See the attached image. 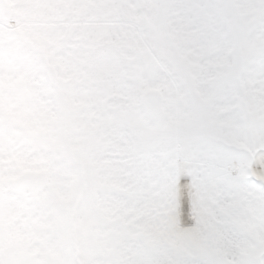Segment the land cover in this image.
<instances>
[{"label": "rangeland", "instance_id": "374dc122", "mask_svg": "<svg viewBox=\"0 0 264 264\" xmlns=\"http://www.w3.org/2000/svg\"><path fill=\"white\" fill-rule=\"evenodd\" d=\"M3 1L11 13L0 7V156L5 160L1 188L9 178L34 173L22 171L14 160L21 156L20 148L27 150L24 155L31 157L35 172L44 171L49 188L32 204L13 193L0 196V264H127L126 257L120 256L132 251L137 254L134 249H141L140 241L122 223L123 218L101 211L108 190L121 189V183L110 178L106 156L126 157V176L133 181L127 186L132 201L128 213L135 212V204L143 200L144 193L164 212L171 210L173 201L178 219L175 232L180 239L190 237V231L178 229H188L198 221L191 210V199L206 186L212 190L213 177L207 173L204 181L194 174L192 185L188 179V213H184L175 165L182 145L177 140L166 149L165 141L156 142L153 137L164 123L148 120L135 100L142 91L153 89L158 71L172 83L173 92L163 109L165 122L174 126L176 135L195 128L200 117L223 139L224 143L205 141L191 151L216 161L220 182L230 184V177H236L242 165L249 166L244 152L236 155L238 161L230 159L236 149L240 152L255 147L261 150L260 158L264 156V101L256 99L250 86L252 66L264 63V28L257 24L239 31L235 26V0L160 2L156 30L161 34L163 49L180 68L178 78L170 75L175 65L162 59L155 46L154 17L159 0ZM262 7L264 0H259L258 11ZM132 11L141 12L136 14L137 20H133ZM251 20L252 15L244 17L248 25ZM23 36L38 49L44 46L41 41H47L48 47H44L45 52H37ZM43 58L57 72L55 89L45 79ZM201 60L212 67V73L200 69ZM105 77L115 82L116 91L126 93L121 98L112 93L114 86ZM99 78L104 80L100 83ZM24 79L42 87L44 101L30 97V90L20 89ZM159 85L165 89L164 81ZM191 88L200 99L199 115L190 98ZM12 89L18 90L17 99L10 98L7 103L3 97ZM34 101L39 102L36 108ZM42 102L52 107L53 115L44 110L39 114ZM63 137L71 154L56 150ZM207 149L212 155L203 153ZM159 151L165 152L160 160ZM150 154L155 159L152 157L148 167ZM163 163L169 173L158 175ZM145 166L144 190L136 171L143 174ZM173 167L174 175L170 173ZM253 169L264 172V163L259 160ZM255 201V208H245L244 223L240 218L236 223H225L252 241L248 254L236 261L228 259L207 238L199 247L177 251L173 264H264V193L255 196ZM8 216L11 223L7 224ZM16 221L21 225L22 240H14L8 227Z\"/></svg>", "mask_w": 264, "mask_h": 264}, {"label": "trees", "instance_id": "16d2710c", "mask_svg": "<svg viewBox=\"0 0 264 264\" xmlns=\"http://www.w3.org/2000/svg\"><path fill=\"white\" fill-rule=\"evenodd\" d=\"M161 1L162 0H159V7L154 17L155 30L158 25V18L161 15ZM258 1L259 0L234 1V14L236 17V21L233 17L234 14L233 16H231V21H235V26L239 31H241V29L243 28L248 29L250 28V26H254L257 24L261 28H264V7L260 8V10L258 11ZM0 7L6 10L10 15L11 11L8 9L3 0H0ZM59 12H62L61 8H59ZM133 13V20H137L138 17L136 14L139 15L141 12L139 11V13H137L134 11ZM60 15H62V13ZM250 15H252V20L250 21L251 24L248 25V23H244V17L247 18ZM119 18L124 19L123 17ZM156 32L157 42L155 46L157 47L158 55L166 62L169 61L170 66L175 65V68L173 70H170V75H172L173 78H178L177 72L180 71V68L177 66V64H174L173 61L170 60L171 54H168L169 52H166L165 49H163V46L161 45V34L158 30H156ZM243 32L244 31H242V33ZM20 34H22V31L19 32V36ZM22 38H24V42L26 44H28L33 50H37V52H45V49L48 47L47 41H41V44H44V46H42V49H38L35 46L34 42L26 40L24 36ZM261 38L264 39V31H262ZM45 46L46 48L44 49ZM225 54L226 52H223L222 56L225 57ZM206 60H201L198 62L200 69L207 68L209 72L212 73V67L209 66L208 63H206ZM242 66L243 65L241 64V67ZM252 69L254 78L252 79L250 86L253 88V93L257 96L256 99H261L264 101L263 61H260L257 66H252ZM239 74H241V72ZM29 80L30 79L22 80L21 84H19L20 86L18 85L20 89H25L27 92L30 90V97L39 99V102L41 100L44 101L45 98H43L44 93H42V87L30 85V83H34L35 81ZM99 80L101 83L104 79L99 78ZM105 81L112 82V85L114 86L112 89V93L118 94L119 98H121L126 93L121 92V90L116 91L114 84L115 82L108 79L107 77H105ZM160 81H164L165 89L163 88V86L159 85ZM236 81L237 84H240L239 79H236ZM11 83L15 84L16 82L11 81ZM107 86L108 85H106L105 88H108ZM151 88L158 89L162 96L163 103L166 102L168 95H171V93L173 92L172 83L169 77L163 71L157 72V82L152 85ZM239 89L241 91L244 90V88L242 89V87H240ZM53 92L56 93V91ZM16 94H18V90L14 91V89H12V91L6 93L3 98L8 103L10 98L17 99ZM190 98L192 99V104L195 107V112L199 115L200 99L193 91V88L190 89ZM135 100L137 102V97H135ZM39 102L34 101L32 103L34 108L38 106ZM39 107L41 108L39 114H43L42 110H44L48 115H53V111L50 110V108L52 107L48 103L42 102V105H39ZM153 138L156 139V142L165 141L166 149H169V147L172 145L174 146L177 140L182 145L183 150L178 152L179 161L177 164H175L174 150L172 152L174 160L173 164H175L177 167V176L179 179H189L192 185L193 179L196 177L195 175L200 176L201 179L206 181L208 177L206 174L210 173L213 177L212 182L214 184V187L212 190H210L208 186L204 187V189H202L203 191L200 194L191 199V210L197 216L198 221L192 228H188L185 230L179 228V232L190 231L191 233L189 238L180 239L177 232H175L178 220L173 210V201H171V210L167 208L168 211L164 212V209L156 206L154 201L148 198L149 195L144 193L143 200L138 201L135 204V212L128 213V206L132 204V201L128 196L131 191L127 190V186H132L133 181H128L129 178L126 176V174H128L127 172H129V167H127L125 163L126 157L121 155L106 156L105 158L109 161L106 165V169L109 172L110 178L119 181L121 183V189H119V193L117 191L113 192L112 189L108 190L109 193H106L104 195V201L101 205V211H110V217L117 215L118 217H120V219L123 218L122 223L129 226L130 233L137 237L141 244V249H134L137 251V254L135 253V251L124 252L120 257H126L127 264H173L177 251H186L188 250V246L199 247L207 238L211 240L214 248L228 259H233L236 261L242 256L248 254L251 248L252 241L247 237L238 234L237 231H235L225 223H236L235 220L237 218H240L241 223H244L246 221V218L242 216V214L246 212L245 208H247L249 205L252 208H255L257 206L255 203V196L264 193V172L259 173L260 171H256L255 169H253L254 166H257L259 164V153L261 150L252 147V149L249 150L239 149L240 152H238V149H236V151L230 156V159L237 160L238 158L236 155L238 153L241 154L244 152L247 155V163L249 166L242 165L240 167L238 175L236 177H230L231 183H233L232 185H230L231 183H223L224 181L220 182L217 179V176L221 172V170L215 168L214 163H216V161H214V159L208 156H198L191 152L193 150L196 151V148L199 149L197 145L204 144L205 141L224 143L223 139L218 137L217 134L214 133L212 128L205 126L204 120L202 118H198V123L195 128H193L192 126L188 131L180 132L179 135H176L175 128L172 124L164 122L163 128L158 129V133ZM61 140L62 143H59L60 141L58 142L56 150L61 151L62 153L68 152V154H71V148L70 146H68L67 138L63 137ZM145 148H147V146ZM20 151L21 156L19 155L18 158H15L14 160L20 163L22 171H37L34 167V162L32 161L31 157L27 158L24 155V152H27V150H25V148H20ZM203 153L212 155L211 149H207L206 151H203ZM164 155V151L160 152L158 159L160 160ZM152 157H154V155L150 154L149 163L147 162L146 164L148 167H150V164L153 163ZM153 159H155V157ZM4 161V157L0 156V175L4 173ZM146 171V166L142 169V172H144L143 174L140 172V170L136 171V175L140 179L142 183L141 185L143 186L144 190L147 186V184L145 183ZM40 172L44 174V171L40 170ZM167 172L169 173V169H167L166 164L163 163L162 168H158L157 174L160 175ZM170 173L174 175V167L173 171H170ZM2 178L5 180L6 175H4ZM151 180L154 179L151 178ZM1 184L2 181H0L1 197H5L8 193H13L23 202L32 204L24 200L13 188L4 191L3 188H1ZM135 190L139 191V187H136ZM254 190L256 192H254ZM127 192L128 194L126 195ZM114 193H117V196L114 195ZM47 195L49 196L50 193L48 192ZM163 204L164 203H162L161 200V205ZM115 207H117L118 209ZM6 221L8 224V222L10 221L9 216L6 217ZM130 223H132V225H130ZM171 223H173V226ZM8 227L13 234V237L15 238L14 240L23 239V235L20 234L21 225L18 221L13 222ZM122 242L124 245L126 244L125 241ZM144 254H146V256Z\"/></svg>", "mask_w": 264, "mask_h": 264}, {"label": "water", "instance_id": "95a60500", "mask_svg": "<svg viewBox=\"0 0 264 264\" xmlns=\"http://www.w3.org/2000/svg\"><path fill=\"white\" fill-rule=\"evenodd\" d=\"M43 72L45 74L48 85L52 88L57 86V74L53 66H51L47 59H43ZM140 107L144 115L149 119L162 124L165 119V112L162 107L161 96L157 91H144L139 98ZM264 163V156L261 157ZM8 186L16 188L23 198L29 202L37 201V195L44 192L48 188V183L43 174H21L16 178L9 179L4 185L5 190Z\"/></svg>", "mask_w": 264, "mask_h": 264}, {"label": "bare ground", "instance_id": "6f19581e", "mask_svg": "<svg viewBox=\"0 0 264 264\" xmlns=\"http://www.w3.org/2000/svg\"><path fill=\"white\" fill-rule=\"evenodd\" d=\"M180 190H181V195L184 201V213H188V205H187V196H188V191H189V184L188 180L183 179L180 181Z\"/></svg>", "mask_w": 264, "mask_h": 264}]
</instances>
